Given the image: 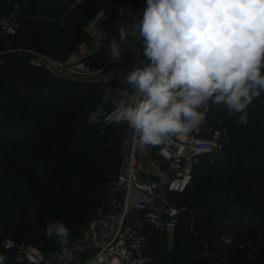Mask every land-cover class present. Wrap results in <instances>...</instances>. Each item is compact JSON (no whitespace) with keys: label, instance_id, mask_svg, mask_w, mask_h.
Returning <instances> with one entry per match:
<instances>
[{"label":"trees","instance_id":"1","mask_svg":"<svg viewBox=\"0 0 264 264\" xmlns=\"http://www.w3.org/2000/svg\"><path fill=\"white\" fill-rule=\"evenodd\" d=\"M19 32L0 33L65 60L84 48L85 27L101 10L126 20L137 0H19ZM10 7L0 0V13ZM123 9V13H121ZM264 74V68H262ZM105 82L50 78L7 55L0 62V255L20 264L11 238L49 252L56 239L44 229L59 220L80 235L119 172L124 123L102 129L89 122ZM210 121L226 128L218 154L203 156L183 202L186 209L167 248L165 232L150 236L148 264H264V93L248 106V123L208 106Z\"/></svg>","mask_w":264,"mask_h":264},{"label":"built area","instance_id":"2","mask_svg":"<svg viewBox=\"0 0 264 264\" xmlns=\"http://www.w3.org/2000/svg\"><path fill=\"white\" fill-rule=\"evenodd\" d=\"M7 1L9 9L0 13V33L14 38L19 32L21 4L19 0ZM137 2L138 7L126 20L99 11L85 27L84 48L65 60L20 44L5 43L0 62L2 57L13 55L32 68L45 70L51 79L105 82L104 76L111 74L105 84L112 91L102 93L89 114L91 124L105 129L114 124L111 113L121 98L115 91H131L121 80L148 62L142 38L130 34L133 19L139 22L147 6L146 0ZM121 23L129 28L124 42L120 41ZM97 31L106 38L100 41ZM113 38L120 44L119 60L111 56L109 45ZM227 137L226 128L211 123L208 108L197 129L171 137L159 146L144 145L124 123L120 170L109 176L105 198L80 235L68 239L67 244L57 242L46 253L32 245L16 244L9 237L4 238L3 247L16 249L20 264H148L150 236L177 228L186 209L183 196L193 182L197 163L205 155L218 154Z\"/></svg>","mask_w":264,"mask_h":264},{"label":"clouds","instance_id":"3","mask_svg":"<svg viewBox=\"0 0 264 264\" xmlns=\"http://www.w3.org/2000/svg\"><path fill=\"white\" fill-rule=\"evenodd\" d=\"M146 5L130 34L142 38L148 62L121 80L131 91H115L121 98L112 122L127 123L149 146L197 129L209 103L223 105L228 118L246 125L248 106L264 93V0H146ZM119 34L124 42L128 26L121 23ZM109 47L112 58L121 59L114 38ZM44 233L62 245L70 236L59 220L49 222ZM6 259L0 255V264Z\"/></svg>","mask_w":264,"mask_h":264},{"label":"rangeland","instance_id":"4","mask_svg":"<svg viewBox=\"0 0 264 264\" xmlns=\"http://www.w3.org/2000/svg\"><path fill=\"white\" fill-rule=\"evenodd\" d=\"M85 33H86V31H85ZM86 35H87V33H86ZM87 39H85V41H86ZM4 50V49H3ZM2 50V51H3ZM1 52V51H0ZM7 56V55H6ZM6 56H4V57H6ZM4 57H2V59L4 60ZM101 206V205H100ZM99 209V208H98ZM174 232H175V230L173 231V230H169V231H166L164 234H166V238H167V248L169 249V250H171L172 249V247H173V237H174ZM73 236L74 235H72L71 233H70V236H69V239H72L73 238ZM75 237V236H74ZM58 241H56V243H57ZM35 247V246H34ZM37 248V247H36ZM40 251H43L42 249H40V248H38Z\"/></svg>","mask_w":264,"mask_h":264}]
</instances>
